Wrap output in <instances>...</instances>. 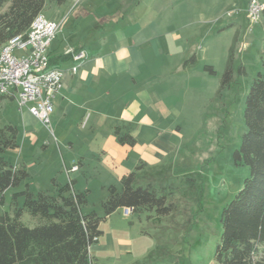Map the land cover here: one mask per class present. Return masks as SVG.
<instances>
[{
  "label": "crops",
  "instance_id": "crops-1",
  "mask_svg": "<svg viewBox=\"0 0 264 264\" xmlns=\"http://www.w3.org/2000/svg\"><path fill=\"white\" fill-rule=\"evenodd\" d=\"M50 7L57 10L50 20L63 24L49 53L52 65L64 72L53 99L52 150L56 154L58 147L65 175L58 170L52 185L55 180L73 183L76 192L89 191L87 213L93 210L95 185L104 200L108 187L121 185L133 171L137 183L147 185L176 165L184 140L182 114L194 104L199 78L208 75L194 65L201 56L209 62L210 38L224 27L225 17L211 8L203 15L186 0H67ZM68 48L88 54L76 73ZM193 56L196 63L186 66ZM21 113L34 143L30 128L43 123L27 108ZM117 127L131 133L134 146L118 143ZM19 164L14 167H23ZM74 166L79 169L68 173ZM120 210L125 212L119 209L102 223L103 236L89 249L95 263L114 264L115 256L135 253L134 241L123 235L127 229L117 226V216L125 222L129 216ZM129 224L130 229L134 222ZM124 264L139 263L129 258Z\"/></svg>",
  "mask_w": 264,
  "mask_h": 264
},
{
  "label": "rangeland",
  "instance_id": "rangeland-1",
  "mask_svg": "<svg viewBox=\"0 0 264 264\" xmlns=\"http://www.w3.org/2000/svg\"><path fill=\"white\" fill-rule=\"evenodd\" d=\"M250 1L186 0L203 15L210 8L224 13L225 18L220 22L224 27H217L209 41V62L201 56L194 65L200 71L212 66L216 74L208 73L206 79L199 78L201 89L199 93L193 92L195 94L191 97L194 104L185 107L180 122L184 140L181 141L176 165L170 172L149 181L160 195L166 196L167 204L173 205V213L155 222L148 220L152 213L143 211L128 218L124 210H120L119 214L127 220L125 222L117 216V226L127 229L123 235L134 241L135 253L133 257L115 256L118 260L114 264H124L129 258H134L139 264H215V250L222 233V211L249 176L248 167L235 163L234 153L246 132L244 111L247 95L253 80L263 71L264 13L259 22L252 23L247 15ZM10 5L11 1L0 9V14L6 12ZM56 11V8L48 6L43 14L52 19ZM230 57L233 81L219 94ZM241 67L243 71H240ZM5 125L16 126L20 132V151L9 150L5 158L13 165L20 162L19 165L28 173V178L19 187L5 192L4 204L0 206V215L8 213L13 217L15 208L24 205V197L15 199L16 193L27 187L36 196L39 192L52 193V177L58 170L64 175L65 172L58 147V153L52 150V116L48 126L42 124L30 128L33 131L30 135L37 139L33 143L22 125L18 102L5 98L0 104V127ZM117 187L121 189V185ZM100 188L95 185L91 205L94 211L104 216ZM21 220L30 228L39 223V218L27 211L23 212ZM132 221L134 225L129 229ZM143 232L149 235L140 237Z\"/></svg>",
  "mask_w": 264,
  "mask_h": 264
},
{
  "label": "trees",
  "instance_id": "trees-1",
  "mask_svg": "<svg viewBox=\"0 0 264 264\" xmlns=\"http://www.w3.org/2000/svg\"><path fill=\"white\" fill-rule=\"evenodd\" d=\"M10 1L8 10L0 14V46L26 34L46 7L52 3L62 6L67 0H0V9ZM54 61L50 59L51 64ZM195 63L193 56L185 65ZM205 71L216 74L212 66H206ZM232 81L230 57L219 94ZM244 122L246 132L234 153V161L238 166L248 167L249 176L222 211V233L215 250V264H264V62L263 71L253 80L247 95ZM115 135L118 143L135 145L129 131L123 132L117 127ZM17 148L18 128L0 127V206L4 204L5 192L19 187L28 178L23 167L16 168L5 158L7 151ZM88 195L89 191H74L73 183L59 184L55 180L52 193L39 192L36 196L28 187L16 193L15 199L24 197L23 207H16L13 217L8 213L0 215V264H98L90 257L89 249L103 236L102 222L117 210L131 209L132 214L146 211L153 214L148 220L155 222L174 211L173 205L167 204L166 196L160 195L152 184L137 183V171L121 179V189L108 187L101 203L104 216L94 210L83 211L88 205ZM24 211L39 218L38 225L26 226L21 220Z\"/></svg>",
  "mask_w": 264,
  "mask_h": 264
},
{
  "label": "built area",
  "instance_id": "built-area-1",
  "mask_svg": "<svg viewBox=\"0 0 264 264\" xmlns=\"http://www.w3.org/2000/svg\"><path fill=\"white\" fill-rule=\"evenodd\" d=\"M264 13L261 0H251L247 15L252 23H257ZM61 23L50 20L42 13L33 21L24 35L10 39L0 46V104L5 98L15 99L20 110L29 112L44 125L50 124L54 112L53 99L61 90L64 72L50 62V47L61 30ZM66 55L76 63L72 68L77 72L79 64L88 56L84 50L68 48ZM74 166L67 172H75ZM131 215V209H125Z\"/></svg>",
  "mask_w": 264,
  "mask_h": 264
}]
</instances>
